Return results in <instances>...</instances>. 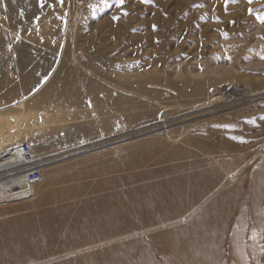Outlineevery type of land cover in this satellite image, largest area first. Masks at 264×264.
I'll list each match as a JSON object with an SVG mask.
<instances>
[{"label":"rangeland","instance_id":"1","mask_svg":"<svg viewBox=\"0 0 264 264\" xmlns=\"http://www.w3.org/2000/svg\"><path fill=\"white\" fill-rule=\"evenodd\" d=\"M18 112L42 182L0 203V264H264V0H0Z\"/></svg>","mask_w":264,"mask_h":264},{"label":"built area","instance_id":"2","mask_svg":"<svg viewBox=\"0 0 264 264\" xmlns=\"http://www.w3.org/2000/svg\"><path fill=\"white\" fill-rule=\"evenodd\" d=\"M41 173V164L28 144L18 143L0 151V203L32 197L42 182Z\"/></svg>","mask_w":264,"mask_h":264},{"label":"crops","instance_id":"3","mask_svg":"<svg viewBox=\"0 0 264 264\" xmlns=\"http://www.w3.org/2000/svg\"><path fill=\"white\" fill-rule=\"evenodd\" d=\"M25 42H27L26 45L33 47L30 50L31 52H35L41 56L52 57L57 59L59 56H61L60 59H64L66 57L77 58L82 55H85L88 50L86 48H82L86 46L85 44L82 43L84 41H25ZM52 76L54 77L55 73H53L51 77ZM48 77H50V75ZM29 100L30 102L32 101L30 105L32 108L34 101L32 98H30ZM64 102L65 104L59 107L60 110H68V111L72 110L71 113H73L74 109L75 110L79 109L78 105L74 106L73 103H69L68 101H64ZM40 109H43V107H41ZM46 109L47 110L50 109V106H47Z\"/></svg>","mask_w":264,"mask_h":264},{"label":"bare ground","instance_id":"4","mask_svg":"<svg viewBox=\"0 0 264 264\" xmlns=\"http://www.w3.org/2000/svg\"><path fill=\"white\" fill-rule=\"evenodd\" d=\"M228 92L233 94L239 92V89L237 87H230ZM25 117L26 115L21 112L16 114H0V151L7 149L5 147L8 145H15L18 142L17 139L20 140V135L26 132L28 127H26L24 122ZM29 129H31L30 126ZM12 138H15V140H12ZM6 187L11 186L8 185Z\"/></svg>","mask_w":264,"mask_h":264},{"label":"snow or ice","instance_id":"5","mask_svg":"<svg viewBox=\"0 0 264 264\" xmlns=\"http://www.w3.org/2000/svg\"><path fill=\"white\" fill-rule=\"evenodd\" d=\"M121 2H123V0H121ZM225 2L227 3V2H229V0H225ZM231 2H235V0H231Z\"/></svg>","mask_w":264,"mask_h":264}]
</instances>
